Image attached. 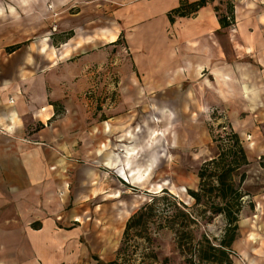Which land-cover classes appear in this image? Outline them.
<instances>
[{"label":"rangeland","instance_id":"374dc122","mask_svg":"<svg viewBox=\"0 0 264 264\" xmlns=\"http://www.w3.org/2000/svg\"><path fill=\"white\" fill-rule=\"evenodd\" d=\"M31 1L0 0V46L7 52L14 46L24 47V50L32 48L31 59L38 60L39 68H45L46 61L51 58L35 53L37 44L41 45L43 40L48 39L50 46L61 51L62 45L72 38H82L85 42L98 39L84 44L70 59L103 51L109 61L117 62L109 69L119 67L122 74L119 80L113 75L108 79L110 85L119 88V95H94L92 92L85 95L89 101L86 114L91 112V118L86 120L93 135L91 153L51 170L57 175L54 199L60 208L49 213L47 218L54 221L57 234L45 245L39 244L42 255L33 260L31 249L22 243V264H108L116 260L128 220L150 202L152 194L167 189L190 208L194 207L188 191L198 189L200 167L219 156L217 140L230 126L239 133L250 160L247 179L242 186L246 196L240 220L257 215L258 205L264 206V69L257 70L258 77L247 72L249 82L258 79L261 90L260 95L251 96L252 99L246 95H203L202 85L195 78L188 80V84L180 82L177 71L181 25L175 24L177 20L175 23L169 21L165 8L164 13H159L164 0H139L141 4L133 13L134 18L125 12L122 20H119L121 0H58L59 3L47 0L38 4ZM230 4L235 8V0H217L213 4L216 14L225 13ZM113 28L123 29L120 46L119 41L113 47L100 40L103 29ZM225 33L219 36L223 42L227 37ZM165 64L171 69V82H162L155 75L156 69H162ZM154 106L168 110L170 119L161 123V115ZM138 126L142 132L135 143L141 159L134 165L144 166L148 159L155 160L150 165L155 170L144 187L127 183L130 180L120 178L117 170L103 165L110 153L120 154V150L116 151L119 144H127L118 142L119 136ZM99 150L106 151L98 155ZM127 167L130 166L127 164ZM91 170L98 176L102 174L98 186L80 179V175ZM106 188H111L109 194L118 191L120 194L92 197L93 190ZM58 217H62L61 220H57ZM259 219L256 229L241 228L239 221L231 253L234 264H264V211ZM224 230V219L217 217L211 224L198 229L196 235L201 238L206 234L217 244ZM251 232L260 238L256 243L248 241ZM152 234L161 258H170L169 264L184 262L172 232L162 230ZM132 238L139 243L135 254L138 260L142 257L140 249L144 240L135 234ZM136 264L141 263L137 261Z\"/></svg>","mask_w":264,"mask_h":264},{"label":"crops","instance_id":"0c3cea01","mask_svg":"<svg viewBox=\"0 0 264 264\" xmlns=\"http://www.w3.org/2000/svg\"><path fill=\"white\" fill-rule=\"evenodd\" d=\"M45 1L32 0L31 3ZM181 1L198 0H164L159 13H164L165 8L168 17ZM216 1H210L194 17L176 18L174 22L181 25L177 71L180 82L187 83L195 78L202 85L203 95H246L252 99L251 96L260 95L261 90L258 79L249 82L247 72L258 77L257 70L264 69V0H235V33L233 28L221 27L213 6ZM51 2L59 3L58 0ZM140 4L139 0L119 1V20L125 18V12L133 19ZM221 32H226L225 43L220 40ZM122 33V28L103 29L100 40L113 47L119 41L120 46ZM96 41L98 39L85 42L82 38H72L62 45L61 51H56L48 39L43 40L41 45L37 44L35 53L56 58L48 59L45 68H39L38 60L31 59L32 48L20 47L9 53L0 46V264H22V243L31 249L32 260L39 258L42 255L39 244L45 245L55 238L54 221L47 217L60 205L54 199L57 175L51 170L91 153L93 135L90 125L86 124L91 112L86 114L89 101L85 95L91 92L119 95V88L110 85L108 79L113 75L119 80L122 71L119 67L109 69L117 62L109 61L106 53L101 51L70 59L84 44ZM166 66L155 72L162 82L171 79V69ZM131 78L136 83L134 77ZM116 83L119 85L118 81ZM154 110L160 113L161 123L170 119L165 108L154 106ZM140 132L142 129L138 126L120 135L118 142L127 144H119L116 151L120 150V154L110 153L103 165L113 167L120 178L130 180L127 183L144 187L155 170L150 166L155 160L148 159L144 166L134 165L141 159L135 143ZM99 151L98 155H102L106 150ZM101 178V173L98 176L92 170L80 175L82 181L88 180L92 186H98ZM111 191V188L95 189L92 197L120 194V191L109 194ZM258 208L252 219L242 220L244 227L240 222L241 228H258L264 206L259 204ZM34 224H39V229H35ZM258 240L256 233L248 235V241L256 243Z\"/></svg>","mask_w":264,"mask_h":264},{"label":"trees","instance_id":"16d2710c","mask_svg":"<svg viewBox=\"0 0 264 264\" xmlns=\"http://www.w3.org/2000/svg\"><path fill=\"white\" fill-rule=\"evenodd\" d=\"M210 1L198 0L193 3L181 1L180 6L168 14L169 21L176 18L191 17ZM234 5L227 7L226 13H218L222 28L235 26ZM19 46L9 48L14 52ZM219 156L206 161L198 171L197 190H189L194 207L180 201L167 189L152 194L150 202L145 203L128 220L116 260L108 264H169L171 259L161 258L155 249L153 231L168 230L175 235L176 246L182 264H234L231 253L237 240L239 221L244 208L245 192L242 186L247 179L246 168L250 166L247 151L239 133L230 126L229 131L217 140ZM217 217L225 221L224 236L216 244L208 235L197 238L196 232L202 226L211 224ZM35 229L40 225L34 224ZM134 234L144 240L142 257L136 259L139 243L133 241ZM134 243H137L135 245ZM103 264V263H99Z\"/></svg>","mask_w":264,"mask_h":264}]
</instances>
